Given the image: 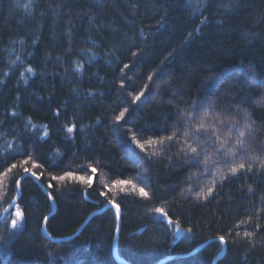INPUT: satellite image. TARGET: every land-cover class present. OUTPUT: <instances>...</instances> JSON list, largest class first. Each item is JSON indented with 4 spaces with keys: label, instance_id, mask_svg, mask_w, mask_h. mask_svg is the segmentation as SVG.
<instances>
[{
    "label": "trees",
    "instance_id": "1",
    "mask_svg": "<svg viewBox=\"0 0 264 264\" xmlns=\"http://www.w3.org/2000/svg\"><path fill=\"white\" fill-rule=\"evenodd\" d=\"M15 198L0 264H123L109 201L129 264H212L220 236L215 264H264V0H0V215Z\"/></svg>",
    "mask_w": 264,
    "mask_h": 264
},
{
    "label": "snow or ice",
    "instance_id": "2",
    "mask_svg": "<svg viewBox=\"0 0 264 264\" xmlns=\"http://www.w3.org/2000/svg\"><path fill=\"white\" fill-rule=\"evenodd\" d=\"M125 67H127V65H125ZM29 71H31V69H29ZM140 95L142 96L143 93H141ZM136 99L139 100V99H140V96H137ZM125 111H127V109H126ZM123 116H124V113L121 112V113H120V116L117 117V119L119 120V119H120L121 117H123ZM68 131L71 132V131H72V128L70 127V128L68 129ZM240 135L243 136L244 133L241 132ZM168 139H171V137H169ZM148 143H152V141H148ZM140 147L143 148V145H140ZM191 151H192V152H195L196 149H195V148H192ZM25 163H27V161H25ZM12 167L14 168L15 165H13ZM239 168H241V169L244 168V164H240V165H239ZM9 171H11V169H9ZM231 171H232L233 175H235V174L237 173L238 169H237L236 167H233V168L231 169ZM24 172H25V173H29L30 170H29L28 168H25V169H24ZM92 172L95 173V172H96V169H95V168H92ZM30 175H31L32 177L36 178V179H40V177H39L35 172H31ZM65 175L68 176V177H72V176H73V173L68 172V173H66ZM64 178H65L64 176L59 177L60 180H63ZM52 179L55 180V179H57V178H56V177H53ZM81 179H84V178L81 177ZM19 183H20V181L17 180V181H16L17 186H19ZM85 183L88 184L89 186H91V184H92V180H91V179H87V180H85ZM116 183H118V184H129V183H131V182H130V181H123V180H121V181H117ZM49 187H52V185L49 184ZM132 187L135 189L136 185L133 184ZM210 193H211V188L208 189V192H207V193H205L204 190L202 189V190H201L199 193H197L196 195H197V196H200V197H204V196H207V195L210 194ZM102 194H103V193H102ZM139 194H140L141 196H143V197H148V192H146L144 188H139ZM109 203H113V206L117 209V215H119V205H118V204H115V203L112 202V201H109ZM155 211H156L157 213H162V210H161L160 208L155 209ZM163 215L166 216L167 214H166V213H163ZM16 216H17V217H21V216H22V213L20 212L19 209H17ZM45 219H46V218H45ZM168 222H169V223H172L171 219H169ZM11 224H12V227H13V228L17 227V221H16V219H13V220L11 221ZM245 235H246V236H251L252 233H247V232H246ZM219 239H220L221 243H225V242H226L224 236H220Z\"/></svg>",
    "mask_w": 264,
    "mask_h": 264
},
{
    "label": "water",
    "instance_id": "3",
    "mask_svg": "<svg viewBox=\"0 0 264 264\" xmlns=\"http://www.w3.org/2000/svg\"><path fill=\"white\" fill-rule=\"evenodd\" d=\"M26 175H30V173H26ZM30 176H31V175H30ZM31 177H32V176H31ZM32 178L37 182V184H38L41 188H43L42 185L40 184V182H39L38 179H36V178H34V177H32ZM18 191H19V186H18ZM47 195H48V197H49V199H50V202H51L53 208H55V202H54V200L50 197L49 194H47ZM15 201H16V198L13 199V200L11 201V203H10V204L4 209L3 213L0 215V219L4 217L5 213H6V212H7V211H8V210L14 205ZM105 207H113V208L115 209V211H116V215H117V209L113 206V203H108ZM105 207H104V208H105ZM100 210H102V209H100ZM100 210L94 211L93 213L98 212V211H100ZM93 213H92V214H93ZM92 214H91V215H92ZM91 215H89V216L86 218V220H85V221L83 222V224L79 227V229H80V228L86 223V221L89 219V217H90ZM47 218H48V217H46V219H45L44 222H43V225H42V231H43V233L45 234V236H46L48 239H50V240H52V241H54V242L65 241V240H67V239L73 237L74 235H76V234L78 233V231H79V229H78V230L76 231V233H74L73 235H70V236L60 237V238H53L52 236H50V235L46 232V229H45V222H46ZM119 219H120V210H119V215H117V227H116V230H115V233H114V237H113L112 252H113V255L115 256V258H116L118 261H120V262L123 263V264H129L128 262L122 260V259L117 255V242H118V236H119ZM212 240H220V239H219V238L209 239V240L205 241L204 243L200 244L199 246H197L194 250H198V249H200V248L203 247L207 242L212 241ZM224 250H225V245H224V243H222V249H221V252L215 257V259L213 260L212 264H215L217 258H219V257L223 254ZM182 255H184V254H180V255H178V256H182ZM171 257H172V256H168V257H166V258H164V259H161V260L158 261L156 264H162L164 261H166L167 259H169V258H171Z\"/></svg>",
    "mask_w": 264,
    "mask_h": 264
},
{
    "label": "rangeland",
    "instance_id": "4",
    "mask_svg": "<svg viewBox=\"0 0 264 264\" xmlns=\"http://www.w3.org/2000/svg\"><path fill=\"white\" fill-rule=\"evenodd\" d=\"M8 211H9V210H8ZM8 211L5 213L4 217L7 215ZM16 212H17V208H14V209L9 213V217L12 218V220H13V219H16V221H17V227H15V228H19V227H20V224H21V217H17V216H16ZM2 213H3V212H2ZM2 213H1V214H2ZM4 217H3V218H4ZM3 218H1V219H3ZM12 220H11V221H12ZM10 224H11V223H10ZM11 225H12V224H11ZM15 228H14V229H15Z\"/></svg>",
    "mask_w": 264,
    "mask_h": 264
}]
</instances>
